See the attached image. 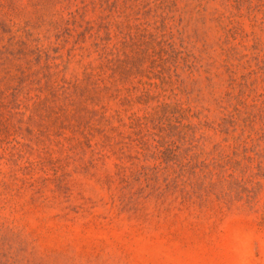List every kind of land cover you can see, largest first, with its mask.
<instances>
[{
  "label": "rangeland",
  "instance_id": "obj_1",
  "mask_svg": "<svg viewBox=\"0 0 264 264\" xmlns=\"http://www.w3.org/2000/svg\"><path fill=\"white\" fill-rule=\"evenodd\" d=\"M0 264H264V0H0Z\"/></svg>",
  "mask_w": 264,
  "mask_h": 264
}]
</instances>
